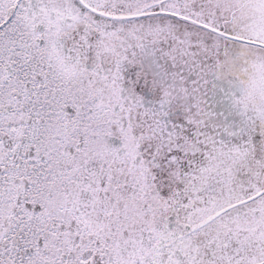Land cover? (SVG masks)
I'll return each mask as SVG.
<instances>
[{"label": "snow or ice", "instance_id": "6c2138e0", "mask_svg": "<svg viewBox=\"0 0 264 264\" xmlns=\"http://www.w3.org/2000/svg\"><path fill=\"white\" fill-rule=\"evenodd\" d=\"M0 264H264V0H0Z\"/></svg>", "mask_w": 264, "mask_h": 264}]
</instances>
